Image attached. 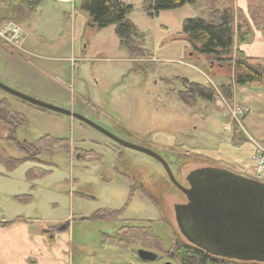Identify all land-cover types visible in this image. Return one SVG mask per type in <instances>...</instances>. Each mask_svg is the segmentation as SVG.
I'll list each match as a JSON object with an SVG mask.
<instances>
[{
  "label": "rangeland",
  "instance_id": "1",
  "mask_svg": "<svg viewBox=\"0 0 264 264\" xmlns=\"http://www.w3.org/2000/svg\"><path fill=\"white\" fill-rule=\"evenodd\" d=\"M125 1L134 7L128 17L135 24L149 56L132 57L116 37L113 26L96 27L87 21L78 0L73 5L42 0L27 19L19 22V19L8 18L20 24L30 45L37 46L32 51L53 57L44 62L51 66L53 81L64 85L60 94L62 102L40 101L78 113L117 138L158 153L183 186H187L185 176L191 168L208 163L264 183V169L258 170L252 159L259 146L264 150L261 140L264 138L245 134L249 131L246 120L242 116L231 117L226 98L228 84L232 86L233 96L236 86L243 88L237 95L238 100L257 111L263 101L264 85L261 82L235 84L234 68L231 73L228 63L222 66H229L231 75H224V83L218 85V76L213 70L221 64L209 63L180 33L183 18L205 17L206 0L161 11L154 18L143 11L142 0ZM21 42L22 39L17 45H9L0 41V64L2 51L7 48L33 65L43 62L16 50L19 48L14 49ZM176 76L213 88L215 100L197 99L195 106L184 104L176 95L177 90L182 89L179 82L172 80ZM161 79H168L170 84H164ZM0 82L28 95L13 82L2 78ZM0 99L10 101L11 107L26 119L25 125L13 134L17 142L50 135L67 140L69 146L68 150L52 156L42 154L40 162L25 161L11 172L0 163V216L3 219L12 218L18 212L30 219L31 227L44 229L46 224L55 225L60 221L56 229L67 227L60 233L69 236L73 264H178L159 251H154L155 259L141 260L138 249H152L142 238L118 231L122 226L150 225L163 251L169 249L172 237L184 240L175 222L173 206L185 202L186 198L170 182L159 161L113 141L76 118L40 108L1 88ZM229 105L233 108L238 104ZM243 109L245 114L248 110L244 106ZM259 123V134L264 137V120ZM234 132L243 135L253 146L246 159L243 155L239 156L242 159H236L245 168L235 166L226 152L229 142L242 141L233 139L232 142ZM9 134L10 130L0 123L3 138L0 155L20 158L15 140H7ZM35 166L50 173L30 182L25 173ZM20 184L24 191L34 185L31 202L13 201L14 195L9 191L14 187L16 190ZM20 189L22 187L18 192H22ZM104 209L120 211L118 220L83 219ZM116 238H120V242Z\"/></svg>",
  "mask_w": 264,
  "mask_h": 264
},
{
  "label": "trees",
  "instance_id": "2",
  "mask_svg": "<svg viewBox=\"0 0 264 264\" xmlns=\"http://www.w3.org/2000/svg\"><path fill=\"white\" fill-rule=\"evenodd\" d=\"M12 1V2H11ZM1 0L0 23L8 20L26 19L29 14L41 3L42 0ZM79 7L88 15L90 23L96 27L113 26L114 33L120 42L126 47L132 57L143 58L149 56L143 47L142 39L135 24L129 19V14L134 9L132 4L122 0H78ZM196 0H143L142 9L150 18L157 17L161 11L172 10L185 4H193ZM207 18L186 17L181 23L182 39L192 44L193 48L206 56L210 62L218 64L228 63L233 65V82L245 84L261 82L264 85V66L256 58L246 56L239 49V45L248 43L253 39V28L259 30L264 36V4H250L246 11L236 7L234 0H206ZM246 12V13H245ZM13 17V19H8ZM147 54V55H146ZM173 81L179 82L182 89L177 90V97L188 106H195L197 99L207 102L215 100L213 88L184 77H173ZM168 84V79H161ZM170 84V83H169ZM172 93V92H171ZM226 91V96H229ZM0 123L10 130L7 140H15V146L21 153L20 158L4 157L0 155V163L8 170L17 168L25 161L40 162L42 154H52L68 150L67 140L43 135L33 141L23 140L20 143L14 139L13 134L26 123L25 117L11 107L6 99H0ZM3 138L0 137V140ZM50 170L42 167H32L25 173L28 181L41 177ZM34 185H30L29 193L15 195V201L28 203L32 200ZM134 191L131 186V193ZM118 210H98L87 220H118ZM9 222H0L2 226ZM151 224V222H150ZM57 224L47 225L42 234L49 242H53L54 235L59 229ZM67 229V227L65 228ZM126 231V235L136 239L142 238L151 251L163 252L165 256L175 260L178 264H245L235 260L216 257L206 253L202 249L188 243L185 239L179 240L172 237V243L168 250L163 251L161 241L152 235L150 225L147 227L130 226L120 227L118 231ZM120 242V238L115 239Z\"/></svg>",
  "mask_w": 264,
  "mask_h": 264
},
{
  "label": "water",
  "instance_id": "3",
  "mask_svg": "<svg viewBox=\"0 0 264 264\" xmlns=\"http://www.w3.org/2000/svg\"><path fill=\"white\" fill-rule=\"evenodd\" d=\"M0 88L40 108L76 118L113 141L155 158L186 198L174 204L173 212L178 230L188 243L216 257L264 263V183L222 168L202 166L187 173V186H183L158 153L121 140L78 113L32 98L2 82ZM137 254L141 260L156 258L154 252L144 249Z\"/></svg>",
  "mask_w": 264,
  "mask_h": 264
},
{
  "label": "crops",
  "instance_id": "4",
  "mask_svg": "<svg viewBox=\"0 0 264 264\" xmlns=\"http://www.w3.org/2000/svg\"><path fill=\"white\" fill-rule=\"evenodd\" d=\"M122 1L126 3L125 0ZM234 1L236 7H238L243 11H246L247 6L250 4H264V0H234ZM205 12H206L205 17H200V16L197 17L204 19L207 18L208 15L207 7H205ZM87 19H88L87 21L90 22L88 15H87ZM22 30L24 36L22 38L21 45H19V47H15L14 49L19 48L16 50L37 57L39 59H43L42 60L43 62L39 61L38 63H35L33 65V63L29 62V60H22V56L17 52L13 51L12 49L9 48L4 49V51H2L1 64H0V78H2L7 82H13L19 85V88H21L24 93L28 94V96L32 98L43 100L45 102L56 101V103L54 104H59L57 102H62V97L60 96V94H62L63 91L62 87H64V85L63 83L57 84L56 82L53 81L52 75L50 73L51 66L47 62H44L45 60H52L51 58L53 57H43L42 55H38L37 53L32 51V50H36L37 46L30 45L27 42V33L24 31L23 28ZM253 30H254L253 39L248 43L239 45V49L243 51V53L246 56L250 58L258 59V62L264 66V36L259 30L255 28H253ZM206 64L207 62L203 64V69L206 68ZM230 65H231L230 66L231 73H233L232 72L233 65L232 64ZM215 69L216 70H213V72L216 76H218L217 77L218 85H220V83L222 84L224 83L223 80L225 79L224 75L225 76H228L227 74L231 75V73L228 71L229 66L224 68V66L220 65ZM55 72L62 74L57 70H55ZM228 85L229 86H226L228 88L227 91L230 94L229 96L226 97L228 103L232 104L233 102H235L239 106H244L248 110L242 116L243 119L246 120L245 122L249 130V131L246 130L245 134L249 133L258 136L259 138H264L262 135L259 134L260 133L259 129L261 127L259 122L264 120V96L261 97L263 101L261 102L260 107L257 109V111H254L253 109H250V107L246 106L245 105L246 103H241L238 100L239 98L237 95L240 91L243 90V88H238L236 86L235 93L233 96L232 93L233 91L231 90L232 86L230 84ZM228 103H227V108L230 112L231 117H234L231 112L232 107ZM215 105H217V103ZM254 115L261 116L263 117V119L258 118L256 120ZM236 133L238 132H234L233 134H231L232 142L233 139L235 140L241 139L242 141L233 142V143L229 142L227 146L229 147V150L227 149L226 152L227 154L230 155V158L233 161L232 163H234L235 166H240L241 168H245L242 164L240 163L238 164V161H236V159L238 158L242 159L239 157L242 155L243 158L246 159L247 155L250 154V150L251 148H253V146L252 143L249 144L247 143V141H245L243 135H239ZM249 134L248 136L251 137ZM261 140L264 141V139ZM242 151L244 152L242 153ZM238 152L239 154H237ZM211 164L212 163L196 165L191 169L200 166H213V167L225 169L219 165H213V164L211 165ZM9 171L11 172L12 170ZM21 187L22 189L20 190H22V192H18L19 188ZM14 188L10 189L9 191L12 196L26 194L25 192L27 191L29 192L30 190V186H29L26 189V191H24L23 184L17 185L16 190ZM3 218H4L3 216H0V222H9V223L4 226L0 224V264H73L74 261H73V254L71 251L72 248L69 245V236L65 233H60L62 230H65L63 228L64 226L59 227L58 232L54 235L53 242H49L47 238L42 234L44 228L31 227V225L29 224L30 219L28 220L25 219L23 216L19 215L18 212L12 218L11 217H8L6 219ZM58 224H60V221L57 222V225ZM47 225L49 224H46V226Z\"/></svg>",
  "mask_w": 264,
  "mask_h": 264
},
{
  "label": "built area",
  "instance_id": "5",
  "mask_svg": "<svg viewBox=\"0 0 264 264\" xmlns=\"http://www.w3.org/2000/svg\"><path fill=\"white\" fill-rule=\"evenodd\" d=\"M62 3L73 4L75 0H58ZM22 39V29L14 21H6L0 23V41L9 45H17ZM232 115L237 119L238 116L244 115V109L242 106L235 105L231 109ZM258 152L253 154L252 159L256 163L258 170L264 169V150L261 146L258 147Z\"/></svg>",
  "mask_w": 264,
  "mask_h": 264
}]
</instances>
